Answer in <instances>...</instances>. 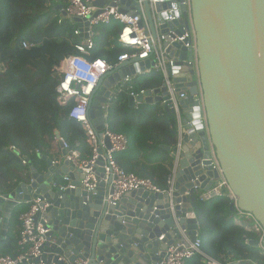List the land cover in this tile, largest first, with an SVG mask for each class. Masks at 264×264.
Instances as JSON below:
<instances>
[{
  "label": "water",
  "instance_id": "95a60500",
  "mask_svg": "<svg viewBox=\"0 0 264 264\" xmlns=\"http://www.w3.org/2000/svg\"><path fill=\"white\" fill-rule=\"evenodd\" d=\"M156 6L160 11L165 3L161 0ZM62 7L57 6L66 16ZM190 7L210 138L239 207L251 212L264 229V0H190ZM147 12L151 20L149 8ZM181 13L179 22L187 24L185 4L181 5ZM165 18L167 14L162 13V21ZM74 21L79 28L89 29V22L83 23L80 18ZM165 26L163 32L167 31ZM175 48H181V53L174 56L176 59L188 57L190 50L181 43H176ZM168 50L174 55L173 48L169 46ZM152 64L149 59L127 60L100 77L90 97L89 110L98 131L106 128L104 105L122 90L120 84L126 76L138 75L139 70L149 69ZM188 64L182 68L188 72V84L175 85L178 93L188 92V98L181 100L184 107L198 106L194 99L198 92L194 70ZM168 98L167 87L161 86L139 94L136 100L155 104ZM129 104L131 107L135 104L131 94ZM164 108L173 114L167 105ZM189 111L184 109V113ZM194 116L198 118L199 112ZM188 119L189 115L183 118L185 128H189ZM198 129L199 135L192 133L184 138L172 197L136 190L126 193L114 206L102 191V183L96 195L83 191L76 180L72 185L77 188L62 189L64 181L60 177L78 178L67 161L59 165L44 156L43 173L30 163V182L0 195V241L8 234L14 209L39 197L41 206L47 205L39 216L50 228L46 250L52 254L44 256L48 264H63L60 256L72 262L87 260L89 264L160 263L170 245L177 241L185 243V235L194 241L198 234V219L186 191L196 187L207 191L214 179L219 178L217 169H203V165L210 163V148L199 124ZM59 137L57 132L56 138ZM230 208L235 211L233 204ZM250 243L259 245L257 239ZM229 264L254 262L246 259Z\"/></svg>",
  "mask_w": 264,
  "mask_h": 264
},
{
  "label": "trees",
  "instance_id": "16d2710c",
  "mask_svg": "<svg viewBox=\"0 0 264 264\" xmlns=\"http://www.w3.org/2000/svg\"><path fill=\"white\" fill-rule=\"evenodd\" d=\"M64 2L0 0V50L17 57L24 56L20 61L24 64L30 58L38 61L42 76L39 85L54 88L47 99L26 102L14 95L22 91L14 70L10 69L0 80V195L9 194L22 183L30 182V163L39 172H44L46 161L43 157L51 156L57 132L69 144H78L83 157L91 155L86 131L80 122L69 117L73 102L64 107L57 102L59 76L56 81V67L66 56L76 53V44L82 41V36L76 34L78 24L57 8ZM122 26L118 21L95 26L93 39L96 46L86 57L116 64L120 55L131 52L118 40ZM25 42L32 46L24 47ZM163 81V77L154 71L133 76L111 99L107 124L112 131L125 135L128 141L127 148L115 155L120 166L167 189L173 175V151L178 141L176 117L159 103H144L138 109L129 104L131 92L159 89ZM40 102L48 105L49 120L44 118V109L40 113ZM22 158L27 160L26 164ZM199 194L200 191L193 190L188 198L198 219L205 256L196 255L187 264H207V257L222 264L246 259L264 264V253L250 243L258 239V233L234 221L230 199L217 197L202 201ZM29 209L30 203H22L14 209L8 234L0 241V256L16 257L24 251L19 244L21 216Z\"/></svg>",
  "mask_w": 264,
  "mask_h": 264
},
{
  "label": "built area",
  "instance_id": "2783aa9c",
  "mask_svg": "<svg viewBox=\"0 0 264 264\" xmlns=\"http://www.w3.org/2000/svg\"><path fill=\"white\" fill-rule=\"evenodd\" d=\"M64 1L62 9L66 12L65 17L72 20L80 18L83 23L89 22V29L86 30L85 26L82 28L78 27L76 34L82 36V41L76 44L77 52L66 56L56 67L59 76L56 86L57 102L62 107L73 102L69 110V117L80 122L86 131L91 155L85 158L78 144L71 145L63 137H55L57 142L62 143L65 161L68 162L69 167L73 168L74 173L78 176L77 179H72L69 175H65L62 189L77 188L76 185H72V181L76 180L80 182L79 188L87 193L96 195L99 185L105 183L109 185L108 191L105 193L106 198L114 206L126 193L136 190L148 191L151 194H166L172 197L177 164L185 144L184 138L192 133L199 135V124L205 132L210 148V163L203 165V169H217L219 178L214 179L213 186L207 191L199 190L197 187L194 190L200 191L199 198L202 201H210L217 197L229 198L231 204L235 207L233 212L234 221L258 233V247L264 253L263 226L251 212L239 207L238 198L222 173L210 138L190 0H163L165 8L160 11L156 5L161 0H102L104 2L103 5L97 4L101 0ZM182 4L186 5L187 24L179 22L182 16ZM147 8L150 10L151 20ZM162 13L167 14V18L163 21L161 19ZM113 21H118L123 25L119 32L118 40L131 52L120 55L116 64H110L103 59L89 60L86 55H89L96 46L93 39L94 27L100 24H110ZM165 24L167 31L163 32L162 26ZM86 35L88 36L87 38H85ZM176 43H181L188 51L190 50L188 57L191 56V60L188 57L183 60L174 57L181 53V48H175ZM23 45L26 48L32 46L27 42ZM169 46L174 49V55L170 54ZM138 58L143 61L149 59L153 62L149 69L139 70L138 75L154 71L163 77L162 86L167 87L169 98L162 100L160 103L163 107L167 105L173 111L177 120L178 141L173 151L175 158L174 170L173 175L168 180L169 187L167 189L159 187L149 178L139 177L134 173L127 172L117 162L116 153L125 150L128 146V141L125 135L116 133L109 128L107 124L109 104L104 105V118L106 121L104 130L98 131L89 115L90 97L100 77L119 67L122 62ZM179 61L182 62L181 66L177 65ZM188 63L191 64V68L194 70L193 80L196 82L198 89L194 99L198 101V106L187 104L184 107L181 100L188 98V92L183 90L178 93L175 85L183 84L186 86L188 84L189 80L186 78L188 72L182 70L187 65L189 66ZM132 78V76H126L124 82H129ZM145 91L130 93L135 98V108H139L142 104L136 100V97L141 93H145ZM184 109L190 111L184 113ZM195 112H199L198 118L194 116ZM186 115H189L187 121L189 128H185L183 123V118ZM196 122L199 123L197 124ZM13 149L16 148L13 146ZM22 161L24 164L27 163L24 158H22ZM54 163L61 165L59 162ZM192 191H186L185 195L189 197ZM41 203L42 201L39 197L34 198L30 202V209L21 216L22 231L19 244L24 247V251L16 257L10 255L0 256V264H48L44 256L52 254V252L46 250L47 234L50 228L47 226L48 222L39 216L47 206H41ZM176 221L178 222L179 218L176 217ZM185 237V243L177 241L170 245L166 249L165 257L158 264H187L196 255L205 256L199 232L194 241L190 240L187 235ZM59 260L63 264H89L87 260L83 259H77L72 262L65 256H60ZM206 262L207 264H222L210 257H207ZM50 264L57 263L51 262Z\"/></svg>",
  "mask_w": 264,
  "mask_h": 264
},
{
  "label": "rangeland",
  "instance_id": "374dc122",
  "mask_svg": "<svg viewBox=\"0 0 264 264\" xmlns=\"http://www.w3.org/2000/svg\"><path fill=\"white\" fill-rule=\"evenodd\" d=\"M0 59L4 62L0 63V70L3 71V77L5 78L6 74L8 71L14 70L13 72L15 73V79L19 83L20 88H21V93H14L16 97L21 98L23 101L26 102H31L35 101L37 99L43 100L47 99V95L51 94L50 88L44 87L39 85V83L42 80V76L40 75L39 68L41 67V64L33 60L32 58L28 59L25 64L21 63V58H25L24 56L22 57H17L12 55L9 52H4L0 53ZM13 58H17L19 61H15ZM58 79V73H57V78ZM6 85L10 87L9 81H6ZM31 93H34L32 96ZM138 109V108H135Z\"/></svg>",
  "mask_w": 264,
  "mask_h": 264
},
{
  "label": "crops",
  "instance_id": "0c3cea01",
  "mask_svg": "<svg viewBox=\"0 0 264 264\" xmlns=\"http://www.w3.org/2000/svg\"><path fill=\"white\" fill-rule=\"evenodd\" d=\"M4 53L3 51H1L0 50V53ZM1 56V55H0ZM3 63L4 62V60L2 61L1 59H0V63ZM3 79V71H1L0 70V80H2ZM125 84V82H123L122 84H120L121 85V88H122V86ZM142 104H144V103H142ZM159 104L161 105V103L159 102ZM162 106V105H161ZM48 105L46 104V103H44V102H40V104H38V109H39V111H40V113L42 114V110L44 109L45 110V115H44V118L45 119H50V111L48 110ZM163 107V106H162ZM134 108H135V106H134ZM52 145H53V150H52V154H51V156H48L49 158H52L55 162H59L61 165L64 163V161H65V159H64V151H63V149H62V145L59 143V142H57L56 140H54L53 141V143H52ZM63 178H65V176H62V177H60V179L61 180H63L64 181V179ZM76 179V178H75ZM65 182V181H64ZM108 188H109V185H107V184H105V183H103V185L101 186V189H102V191L104 192V193H106L107 191H108ZM10 221V220H9ZM184 238H185V240H186V237L184 236Z\"/></svg>",
  "mask_w": 264,
  "mask_h": 264
},
{
  "label": "clouds",
  "instance_id": "9594fccd",
  "mask_svg": "<svg viewBox=\"0 0 264 264\" xmlns=\"http://www.w3.org/2000/svg\"><path fill=\"white\" fill-rule=\"evenodd\" d=\"M64 179V178H63Z\"/></svg>",
  "mask_w": 264,
  "mask_h": 264
}]
</instances>
